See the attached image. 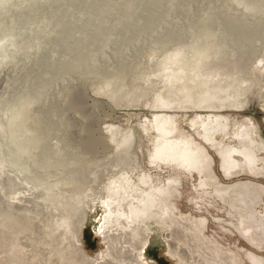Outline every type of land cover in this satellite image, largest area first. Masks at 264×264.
I'll return each instance as SVG.
<instances>
[{
  "label": "bare ground",
  "instance_id": "6f19581e",
  "mask_svg": "<svg viewBox=\"0 0 264 264\" xmlns=\"http://www.w3.org/2000/svg\"><path fill=\"white\" fill-rule=\"evenodd\" d=\"M13 1L0 3L7 9ZM40 1L27 5L34 7L30 17L40 16L41 23L25 35L28 47L34 38L39 44L54 39L61 27H71V20L80 18L68 7L64 20L59 21L56 17L60 11H56L61 4L54 8L52 0ZM179 1L184 0H137L135 9L143 3L148 8L145 18L115 21L112 29L94 31L92 36L83 31L78 41L69 36L73 32L68 28L65 31L70 34L54 39L50 53L40 51L45 59L58 56V68L15 100L0 126V133L4 129L5 136L10 137L5 139L0 161L7 150L14 158L8 167L11 175L1 176L7 167L0 169V264H149L146 250L155 234L166 246L169 258L177 257L179 264H244L235 251L203 236L208 220L175 214L169 203L177 193L181 196L180 183L168 179L163 186L157 185L146 176L141 164L148 156L152 164L167 161L179 165L190 177L196 172L201 186L212 190L232 211L235 207L234 212L242 218H251L253 201L264 193V186L251 180L226 185L222 180L243 176L264 179V140L250 118L240 123L233 136L229 135L236 124L222 114L245 112V95L257 80L256 72L264 75V0H227L223 8L204 9L202 22L152 20L173 14L188 16L194 9L191 0L180 6ZM86 2L91 10H104L110 4L103 0L99 7L95 0ZM225 17L232 20H223ZM62 44L67 46V55L62 52ZM147 48L152 52L150 58L157 51L163 52L155 63L157 67L142 71L136 63L129 70L131 62L137 61L135 55H143ZM34 53L30 48L27 54ZM97 77L101 82L93 93L103 95L105 101L90 99L89 105L87 84ZM131 80L143 85L137 89ZM61 83L65 88L54 92ZM75 88L82 90V104L89 109L107 105L104 114L109 118L114 117L113 105L153 112L151 127L142 128L147 134L157 133L152 140L156 154L137 145L139 137L132 129L123 132L113 125L100 127L98 134L86 135L84 141L74 144L68 131L74 120L67 114L79 109ZM256 103L264 113V88L259 90ZM189 112H203L208 117L201 128L200 142L190 136L174 140L182 135L176 115ZM57 113L66 116L56 118ZM86 127L82 125L79 131L89 130V125ZM217 132L223 133L219 141L212 137ZM234 142L238 147L230 145ZM98 204L103 216L95 232L105 249L92 258L84 252L81 237L90 211H96ZM180 245H186V249ZM246 260L251 264L263 261L253 254Z\"/></svg>",
  "mask_w": 264,
  "mask_h": 264
},
{
  "label": "rangeland",
  "instance_id": "374dc122",
  "mask_svg": "<svg viewBox=\"0 0 264 264\" xmlns=\"http://www.w3.org/2000/svg\"><path fill=\"white\" fill-rule=\"evenodd\" d=\"M1 1L3 2L5 0H1ZM31 1L33 0H18V1L14 0L7 9H4L5 4L3 5L2 3H0V10L3 9L2 11H0V121H1L0 126L1 123H3V119L7 114L9 106L13 102H15V100L20 99L22 95L25 94V91H27L31 85L40 82L41 79L42 80L44 79L45 75H46L45 77H47L49 73H54L55 70L58 68L56 64V62L58 61L56 60L58 58L57 55L61 54L60 51H58V54H56L57 57L51 60L48 59L49 57L47 58L48 60L45 59L42 56L43 53H41L40 51L43 50L45 54L50 53L51 47L53 46V42L55 40H58L60 36H61L60 39H63L64 36L70 34L65 30H68L69 28L71 32H73L69 36H73L74 40L78 41L79 39L77 38L82 36L81 32L83 33V31L89 33L88 34L89 36H92V33L94 31H98L101 29L103 31L112 29L115 25V21H118L120 23L127 22L128 19L129 20L132 19L133 21V19L145 18L144 16L148 13V8L146 7L145 3H143V5L139 7V10L135 9V7L137 6H135L134 3L137 0H120V1L108 0L110 4H107L104 10L100 8H94L92 10L91 8H87L88 4L86 1L89 0H81V2L79 0H72V1L52 0L51 7L54 6V8H56L58 4H61L62 6L61 7L62 9L60 8L59 10L56 11V13L60 11L56 17V19H58L59 21L64 20L65 17L64 14L67 12L66 9L68 7H70V12L71 13L73 12L74 16L79 14L80 18H77L78 17L77 16L71 20L73 22V26L68 28L61 27L58 31V34L53 33L56 35V37H54L55 40L52 39L53 37L52 38L50 37L44 43L39 44L38 42H36L37 38L36 39L34 38L35 42H33L31 46L28 47V45L30 44H28L27 42H26L27 44L25 43L26 41L24 39L25 35L30 30H32L33 32V30L36 29L35 27L41 26V23L39 22L40 16H38L37 19L30 17V13L34 7L30 9L27 8V5ZM38 1L41 2L40 0ZM95 1H97V6L99 7L103 3V0H95ZM223 1L198 0L197 3L195 2L193 4V1L191 0L192 3L191 5L192 7H194V9H192L190 13H188V16L181 17L179 15L177 16L173 14L167 18L152 19V20L160 21V22H171V23L174 22L180 23L184 21L185 23L202 22L205 19L201 17L204 14L203 12L204 9L206 8L208 9L215 6L218 7L219 5L220 8H223L224 6H226L227 0H225V2ZM76 3H78L79 5ZM147 3L148 2H146V4ZM185 3L186 0L179 1L178 4L180 6V5H185ZM64 4L67 6H65ZM18 7L20 8L18 9ZM35 8H39V7H35ZM119 9H121V11ZM98 17L99 20L96 19ZM94 19H96V21H92ZM251 19L252 18H249L248 20ZM223 20H232V19L225 17ZM101 23L103 27L101 26ZM34 36L35 35L33 34V37ZM30 48L34 49L36 53H34L33 55H28L27 53L30 52ZM67 50H68L67 46H64V44H62V52L64 55L65 54L67 55L68 52ZM146 50L147 51L143 52V55L140 56L137 54L135 55L137 61L135 63L133 61L131 62V64L129 65L130 66L129 70H133L135 68L136 63H138L137 65H140L137 68L138 69L141 68L140 70L142 71L154 70L157 67L155 63H157L159 59L163 57V52L162 51L155 52L154 55L152 56L153 58L152 59L149 56V54L152 52L148 48ZM262 50L261 53L264 54V50L263 51ZM14 59L15 61H13ZM107 69L110 71V68ZM35 72H37V74ZM256 77L257 80L253 83V85H251L252 86L251 90H249L245 95L247 99L245 104L246 106L248 105L246 111L241 113L227 112L222 114L230 118L231 121H233L232 124H236L235 128L231 127V129L228 131L229 135L233 136L234 132L237 130V127L238 126L240 127V123H242L244 119L250 118L255 123V125H258V131L260 132V137L264 140V113L261 111L262 110L261 106L256 103V96L259 90L264 88L263 87L264 75L260 73L258 74V72H256ZM98 82L100 83L101 81H99V78L97 77L93 83L88 82L89 84H87L86 93H87V97H89V102H88L89 105L91 104L90 99L103 101L105 98L103 95L98 96L93 93V88L95 87V85L99 86V84H97ZM130 82H132V84L136 82L137 89H139L143 85L141 84L142 82H139L137 80L134 81L131 80ZM60 86L56 85L55 87L57 91L55 90L54 92L60 93L61 90L65 88L64 84L62 83L60 84ZM51 92L54 93L53 91ZM73 95H74V99L77 100V102H79L78 103L79 109L77 113L73 115L68 113L67 116L69 115V117H71V119L74 120L73 128L68 129L69 138L70 139L73 138L72 140L74 144L77 141H84L83 137L86 138V135L87 138H89V137H93L94 134H98V128L100 127H104L106 125H113L115 127H119V129H121L123 132L132 129L135 132V134L139 137V142L137 145H141L142 146L141 148L150 150V152L153 153L154 155L156 154L154 148L152 147V142H153L152 140H154V138L157 137V133L152 132L147 134L146 132H144L142 128L143 125H147L149 128L151 127V122H153L155 116L153 112L141 110L140 107L113 105V109L115 110L113 112L114 117L109 118L106 117L104 114L107 105H104L105 107L99 105L98 107L96 106L94 108L89 109L88 107L82 104L84 99L81 98L82 90L80 88L77 89L75 88L73 90ZM62 116H66V115L62 113L54 114V117L56 118ZM176 116H177L176 119L177 129L182 131L181 133L182 135L174 137V140L176 141L177 139L184 140L186 139V136L187 137L190 136L198 140V142H200L202 136L201 128L208 119L206 113L189 112L185 114L179 113ZM82 125H85L87 127L89 125L90 128L88 127V129L91 130L79 131V128ZM2 131H3L2 134L0 133V145H2L0 146L1 152L3 151L5 139L6 140L7 138L8 140L10 139V137L5 136L6 135L5 134L6 132H4L5 130L3 129ZM222 135H223L222 132H217L214 133L212 137L215 140L219 141ZM259 139H257V141H259ZM228 142H230V140ZM230 145H233L235 148L238 147V144L236 142L231 143ZM16 152L17 150H15V153ZM209 152L215 159L217 158L215 160L216 163L218 162L217 165L220 164L219 158L215 155V152L211 150ZM9 153L11 155H9ZM4 154H5L4 155L5 159H2L3 163L0 161V169L2 167V169L4 170L5 169L3 168L4 166L7 168L3 171V174L1 173V176H6L7 174L11 175L10 169L8 167H10L11 165L10 161L12 162V160L14 159L11 150L10 151L7 150L6 152H4ZM261 156L264 157V154H262ZM141 165L143 166L146 176L152 179L153 182L156 183L157 185L160 184L161 186H163L165 181L168 179H174L177 183H180L181 196L177 193L175 196L171 197L173 203H171V201L169 203V205L173 207V211L177 216H188L191 217L192 220L194 219L208 220L209 225H208V229L203 233L204 237L220 243L226 249L235 251L239 256H241L244 259V264H251L249 261L246 260L249 254L255 255L259 259H263V261L260 262V264H264V193L260 195L261 197L259 196L256 200L253 201V208H252L253 214H251L250 216L251 218L244 219L241 216H239V214L234 212L235 210H237L235 207H233V211H232L231 209H229L227 205H225V203L221 202V199H218V197L214 194L212 190L207 189L204 186H201L203 184L200 185L201 181L196 172H194L193 177H190L188 174H186V172L182 168L179 167V165L176 164L178 167H176L175 165L172 166L167 161L165 162L156 161V163L154 162V164H152L149 161L148 156L143 157ZM261 166L264 169V164H261ZM215 171L220 175L219 173L220 171H218V166L215 167ZM244 180L257 181L259 184L264 186V179L254 180L249 176H243L241 178H236L228 182L224 181L223 179L222 183L229 185L235 182H240V181L243 182ZM254 190H256V187ZM105 196L107 197V194H105ZM102 216H103V209L101 207V204H98L96 211L93 210L90 211L89 221L86 224L81 237V242L83 244L84 252L86 253V255L92 258H95V256H97L102 250L105 249V246L102 244L101 239L98 237V235L95 232V229L99 227V222L102 219ZM161 242H162L161 239L158 237L157 234H155L153 236L151 246H149V248L146 250V258L149 264H179V259L177 257L169 258L166 252L167 248ZM180 247L183 248L184 250L186 249V245H182V246L180 245ZM25 250L27 253L31 251L30 249H25Z\"/></svg>",
  "mask_w": 264,
  "mask_h": 264
},
{
  "label": "flooded vegetation",
  "instance_id": "af4514ba",
  "mask_svg": "<svg viewBox=\"0 0 264 264\" xmlns=\"http://www.w3.org/2000/svg\"><path fill=\"white\" fill-rule=\"evenodd\" d=\"M244 122V121H243ZM225 181V180H224Z\"/></svg>",
  "mask_w": 264,
  "mask_h": 264
}]
</instances>
